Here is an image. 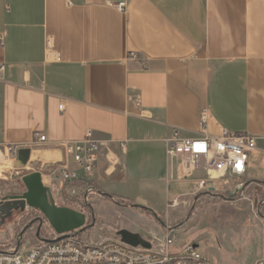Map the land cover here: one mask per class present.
Masks as SVG:
<instances>
[{
	"label": "crops",
	"instance_id": "crops-1",
	"mask_svg": "<svg viewBox=\"0 0 264 264\" xmlns=\"http://www.w3.org/2000/svg\"><path fill=\"white\" fill-rule=\"evenodd\" d=\"M0 64V148L30 147L32 171L64 163L86 176L59 144L83 139L87 129L104 144L88 178L115 197L92 195L95 225L85 236L113 238L126 228L158 237L146 220L181 196L178 207L192 204L199 226L193 243L211 264H264V0H0ZM174 128L190 137L255 136L258 149L241 178L246 197L234 196L233 185L230 194H199L197 178H177L166 154ZM48 151L55 158L35 156ZM18 167L17 159L7 170ZM182 183L195 188L172 190ZM84 189L68 194L79 199ZM31 244L28 235L20 246Z\"/></svg>",
	"mask_w": 264,
	"mask_h": 264
},
{
	"label": "built area",
	"instance_id": "built-area-1",
	"mask_svg": "<svg viewBox=\"0 0 264 264\" xmlns=\"http://www.w3.org/2000/svg\"><path fill=\"white\" fill-rule=\"evenodd\" d=\"M117 7L125 10L127 2H119ZM131 57L136 58L137 54H131ZM4 69V64H0V73ZM132 100L141 110V115L145 116L140 96L136 94ZM59 107L64 110V104ZM208 116V111L202 110V125L207 123ZM45 140L46 135L38 136L39 142ZM121 146L124 144L121 143ZM21 147L23 146L19 143H8L0 150L15 162ZM59 147L63 150L64 159H72L86 175L82 177L89 179L88 176L98 168L104 144L94 138L92 129H87L83 139L64 141ZM257 149L255 136L228 130H222L218 135L190 137L181 128H174L171 136L166 139V154L170 163L175 165L177 178H197L199 194H230L233 185L236 189L234 196L246 197L245 184L241 178L247 172L251 153ZM106 156L112 163L117 161L116 155L110 149H107ZM37 170L42 172V176L48 175L52 179L50 186L55 184L57 193L53 191L56 202V195L64 199L62 189L65 184L81 176L77 171L68 170L64 163L54 167L41 164ZM44 183L46 184L45 181ZM96 194L100 195V192L93 187H87L79 196V201L84 207H90L91 197ZM182 203V197L176 196L169 200L167 206L174 208ZM260 204H264V198L260 199ZM163 227L165 231L162 237L148 239L149 248L127 244L118 236L92 240L82 230H76L58 241H40L27 247L0 248V264H211L195 243H176V230L182 226L176 227L166 220Z\"/></svg>",
	"mask_w": 264,
	"mask_h": 264
},
{
	"label": "water",
	"instance_id": "water-1",
	"mask_svg": "<svg viewBox=\"0 0 264 264\" xmlns=\"http://www.w3.org/2000/svg\"><path fill=\"white\" fill-rule=\"evenodd\" d=\"M32 154L30 147L18 149V162L21 167L28 165ZM26 190L22 194H7L0 201V217L5 220L14 210L34 209L40 213L23 230L26 233L35 222H39L36 236L42 242L58 241L69 236L76 230H86L95 225V220L90 223L86 211L75 209L67 205H60L56 202L53 188L43 181L42 172L35 170L22 176ZM44 223H48L56 233L55 238L41 236V229ZM116 235L130 245L150 247L148 239L139 232H133L126 228L117 230ZM21 243H19L20 246Z\"/></svg>",
	"mask_w": 264,
	"mask_h": 264
},
{
	"label": "rangeland",
	"instance_id": "rangeland-1",
	"mask_svg": "<svg viewBox=\"0 0 264 264\" xmlns=\"http://www.w3.org/2000/svg\"><path fill=\"white\" fill-rule=\"evenodd\" d=\"M0 152L3 153L5 157L6 153H4L2 150H0ZM5 158L0 156V201L2 200V197L7 194H22L26 190L25 185L22 181V176L32 171L28 167H18V169H11L12 171H8L7 169L12 167L13 164L8 163L6 161L7 158L6 160ZM194 188L195 186L189 183H182L180 185L172 186V190H179L178 192H188L189 190ZM70 190L68 189L69 192ZM79 196L81 195L79 194ZM57 202L64 203L63 201H61V198H57ZM162 209L164 212H162L161 214H158L157 216L152 214V218L154 220H146V223L150 224L155 229L158 237H162L164 235L165 230L162 223L166 221L167 218H170L169 221L174 226H182L180 228H177L176 230V243L180 245L185 242H193V240L195 239L193 238V235L196 234V232L199 230V226H193L194 219H191L192 204L187 206L185 212L183 206L175 209H167L166 204H164ZM182 212H184V214H182ZM39 215L40 213L38 211L27 208L25 210H14L10 216L5 218V220H2V218L0 217V248L10 247L16 242L21 243L28 235L31 237V241L33 242V244L37 243L35 239L33 240V237L36 235V230L39 222H35L33 226L27 231L29 234H27L26 232L22 235V233L26 225L30 224L32 220H34ZM135 219L138 220V218ZM53 232L54 230L51 228V226L48 223H44L41 229V236L44 237L45 235L54 234ZM199 244L202 246L206 244V241H201L199 242Z\"/></svg>",
	"mask_w": 264,
	"mask_h": 264
},
{
	"label": "trees",
	"instance_id": "trees-1",
	"mask_svg": "<svg viewBox=\"0 0 264 264\" xmlns=\"http://www.w3.org/2000/svg\"><path fill=\"white\" fill-rule=\"evenodd\" d=\"M74 187H81V188H87V187H93L95 188L96 190H98L100 193H102V195H104L105 197L107 198H114L115 196L111 195V194H108V193H105L93 180L91 179H87L86 177H82V176H79L78 178H76L75 180L73 181H70V182H67L64 186V188L62 189V194H63V197H64V203L65 205H68L72 208H75V209H83L84 211H86L88 214H91L93 213V211L90 209L89 206H83L80 202H79V199L77 198H71L68 194H67V190L68 189H71V188H74ZM117 200L120 202V203H128V204H132L134 205L135 207L137 208H140V209H143L145 210L146 212H148V209L144 208L143 206H139V205H135L133 204L131 201L129 200H123L121 198H117ZM77 202V204H79L78 206L74 203ZM150 213V212H149ZM34 239L38 242H40V239L35 235L34 236Z\"/></svg>",
	"mask_w": 264,
	"mask_h": 264
},
{
	"label": "bare ground",
	"instance_id": "bare-ground-1",
	"mask_svg": "<svg viewBox=\"0 0 264 264\" xmlns=\"http://www.w3.org/2000/svg\"><path fill=\"white\" fill-rule=\"evenodd\" d=\"M33 156V155H32ZM35 156H39V157H41V158H55V155L54 154H52V153H50L49 151L48 152H36L35 153ZM2 157L3 158H7V160H6V158H5V160L8 162V163H11V164H13V161L11 160V159H9L6 155H5V157H4V154H2ZM38 157V158H39ZM44 181H47L46 180V178H44Z\"/></svg>",
	"mask_w": 264,
	"mask_h": 264
},
{
	"label": "flooded vegetation",
	"instance_id": "flooded-vegetation-1",
	"mask_svg": "<svg viewBox=\"0 0 264 264\" xmlns=\"http://www.w3.org/2000/svg\"><path fill=\"white\" fill-rule=\"evenodd\" d=\"M93 220H90V223L92 222Z\"/></svg>",
	"mask_w": 264,
	"mask_h": 264
}]
</instances>
